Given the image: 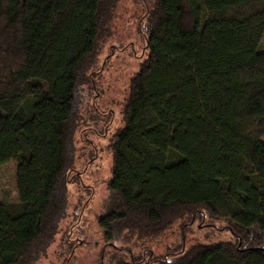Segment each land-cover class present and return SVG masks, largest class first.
I'll use <instances>...</instances> for the list:
<instances>
[{
	"label": "trees",
	"instance_id": "trees-1",
	"mask_svg": "<svg viewBox=\"0 0 264 264\" xmlns=\"http://www.w3.org/2000/svg\"><path fill=\"white\" fill-rule=\"evenodd\" d=\"M113 2L0 0V165L16 162L17 188L0 201V264H33L59 232ZM143 4L147 57L107 145L103 238L206 213L228 240L116 264H264V0Z\"/></svg>",
	"mask_w": 264,
	"mask_h": 264
},
{
	"label": "rangeland",
	"instance_id": "rangeland-1",
	"mask_svg": "<svg viewBox=\"0 0 264 264\" xmlns=\"http://www.w3.org/2000/svg\"><path fill=\"white\" fill-rule=\"evenodd\" d=\"M143 2L114 0L107 15L97 51L98 62L103 67L94 75L99 95L89 100L90 110L85 111L83 106L78 114L77 132L82 129L83 138L74 139L72 175L77 176L78 171L80 174L77 178L69 177L66 215L59 232L33 264H116L136 258L161 259L166 254V259L171 260L177 256L174 251H186L196 244L230 237L225 221L204 213L201 217L199 214L191 219L185 217L158 235L122 232L110 241L103 238L98 220L109 210L108 183L113 165L107 145L114 132L122 127L120 115L130 79L147 57L144 37L148 30L141 18L145 11ZM258 51H264V36ZM110 53L107 60L103 59ZM257 143L264 144V138ZM16 199V162L10 160L0 165V201ZM208 226H212L211 236Z\"/></svg>",
	"mask_w": 264,
	"mask_h": 264
},
{
	"label": "flooded vegetation",
	"instance_id": "flooded-vegetation-1",
	"mask_svg": "<svg viewBox=\"0 0 264 264\" xmlns=\"http://www.w3.org/2000/svg\"><path fill=\"white\" fill-rule=\"evenodd\" d=\"M92 159H95V158H92ZM79 173H80V172L77 173V176H79Z\"/></svg>",
	"mask_w": 264,
	"mask_h": 264
}]
</instances>
